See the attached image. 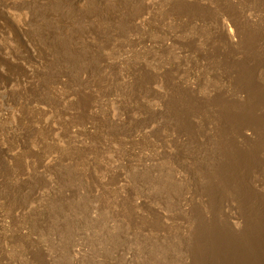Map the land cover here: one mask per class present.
<instances>
[{"label":"rangeland","instance_id":"1","mask_svg":"<svg viewBox=\"0 0 264 264\" xmlns=\"http://www.w3.org/2000/svg\"><path fill=\"white\" fill-rule=\"evenodd\" d=\"M0 264H264V0H0Z\"/></svg>","mask_w":264,"mask_h":264}]
</instances>
